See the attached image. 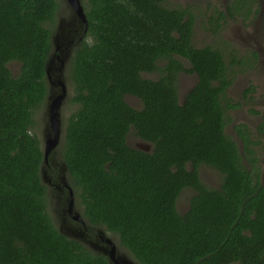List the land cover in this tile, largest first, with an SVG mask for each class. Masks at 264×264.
<instances>
[{
    "label": "trees",
    "instance_id": "trees-1",
    "mask_svg": "<svg viewBox=\"0 0 264 264\" xmlns=\"http://www.w3.org/2000/svg\"><path fill=\"white\" fill-rule=\"evenodd\" d=\"M61 1L0 0V264H111L60 230L43 166L60 185L65 175L87 233H112L136 264H264L255 150L264 111L255 110L259 138L246 123L235 126L240 140L227 133L226 107L238 106L226 98L228 64L220 49L193 44L186 9L166 0L83 1L87 32L65 69L75 110L56 148L61 158L55 150L44 165L35 115L51 95L47 62ZM183 72L197 81L181 98ZM130 135L151 148L130 145ZM203 166L220 173L218 186L202 179Z\"/></svg>",
    "mask_w": 264,
    "mask_h": 264
},
{
    "label": "rangeland",
    "instance_id": "rangeland-1",
    "mask_svg": "<svg viewBox=\"0 0 264 264\" xmlns=\"http://www.w3.org/2000/svg\"><path fill=\"white\" fill-rule=\"evenodd\" d=\"M84 0H82L83 3ZM243 0H166L165 5L171 8L186 9L192 13L194 18V33L193 44L198 47L212 46L220 49L225 56V61L228 64L229 76L231 78V84L226 90V98L231 104H238L237 107L228 108L227 102H224L226 107V131L234 139L240 140L235 126L240 123H246L252 133V138L258 137V126L262 122V115L255 112L264 111V11L260 10V2L258 8L255 9L256 3L248 0L245 6L241 7ZM62 2V1H61ZM62 2V14L61 17L67 18L68 8L66 3ZM264 6V0H262ZM238 6L234 11L233 7ZM247 6H250L248 8ZM232 8L234 16H231L229 9ZM257 10V11H255ZM221 12L225 15L221 17ZM58 19V18H57ZM57 26V25H56ZM253 30L255 32H253ZM257 53L258 55H256ZM187 67H190V63L187 59H182ZM66 63V62H65ZM164 62L162 61L161 64ZM11 69L14 73L18 74L20 64L18 62L11 63ZM54 66L60 67V60L56 59ZM62 66V63H61ZM67 63L65 64L66 69ZM58 68V67H57ZM64 70V68H63ZM56 72L60 70L56 69ZM144 76L148 78H157L158 73H145ZM64 82L67 86V97L61 107V119H62V135L63 129L66 124L67 118L72 115L75 107L70 102L72 94V88L68 83V79L64 72ZM197 81L196 74H189L186 72L180 73L178 77L177 87L180 92V97L195 84ZM251 89L249 92L248 90ZM61 92V86L55 85L52 94L56 95ZM53 95V96H54ZM49 98V97H48ZM130 101L139 106V101L136 98H130ZM48 104L49 101L44 103L43 107L37 111L35 117L37 120V132L43 141V148L45 140L48 138L50 132V126L48 122ZM130 145L139 148L150 149L151 146L139 138L130 135L128 137ZM255 146L257 156L260 158L261 167V180L264 183V137L262 143ZM59 147V146H58ZM56 157L61 158L58 149L55 151ZM202 179L214 186H218L221 182L220 173L210 168L209 166H203L201 168ZM51 178V184L55 183L53 177ZM49 187L50 213L57 221L60 216L55 213V204L58 199L64 202V197L60 194L56 187V184H52ZM186 192L181 196V200H184ZM76 208L81 211L79 205V199L76 197ZM68 204V199H67ZM63 210L64 214L68 207ZM57 206V205H56ZM63 220V218H62ZM59 225V221H58ZM100 229V228H99ZM98 230V229H97ZM96 228L92 229L90 239L95 241ZM112 237L117 245H119L118 239L107 232ZM122 254H126L123 250Z\"/></svg>",
    "mask_w": 264,
    "mask_h": 264
},
{
    "label": "water",
    "instance_id": "water-1",
    "mask_svg": "<svg viewBox=\"0 0 264 264\" xmlns=\"http://www.w3.org/2000/svg\"><path fill=\"white\" fill-rule=\"evenodd\" d=\"M65 3L67 6L66 8H68L69 10L67 15L68 17H61V10L58 16V24L52 36V54L47 62V75L51 83V95L49 97L48 104V122L50 126V132L48 134V138H46L45 140L44 145V165L48 163L49 155L56 150L62 138L61 107L63 102L65 101V98L67 97L68 92L66 83L64 82L63 78L65 72V64H68V62L70 61L74 46H77L80 43L88 28V17L82 0H65ZM76 38L78 39L77 42L74 41ZM56 59L60 60V67L54 66ZM56 69L60 70V74L56 73ZM55 85L61 86V92L56 95L52 94ZM63 167L64 169H66L65 165ZM42 179L45 183L48 184V186H52L53 183L51 184V178L48 172L45 170L44 166L42 169ZM62 181L63 185L60 186H65L69 192V212L72 215L71 217L78 221L80 225H69L68 221H66L64 212H58V216H60L58 218L60 221V230L69 237L75 238L78 241L86 242L85 239L87 238V230L85 229L86 227L83 226L86 225V222L82 217L80 211L75 208L74 189L67 181L65 175L62 177ZM57 183L58 182H55V184ZM61 203L63 202L58 199V202L57 204H55V206L57 205L56 207L58 208ZM66 204L63 203L64 207L63 209H61L62 211L66 208ZM98 239L102 241L101 243L103 245L98 244ZM98 239L95 240V243L92 242L90 247L98 252H103L105 255H107L110 259L111 264H136L134 260L120 252L114 239L110 237L105 231H99Z\"/></svg>",
    "mask_w": 264,
    "mask_h": 264
},
{
    "label": "flooded vegetation",
    "instance_id": "flooded-vegetation-1",
    "mask_svg": "<svg viewBox=\"0 0 264 264\" xmlns=\"http://www.w3.org/2000/svg\"><path fill=\"white\" fill-rule=\"evenodd\" d=\"M250 1H252V2H255L256 3V5L257 6H255V9L256 8H258V3L260 2V4H261V6H260V10H261V12L262 11H264V6H263V3H262V0H250ZM246 2H249L248 0H243L242 1V4H241V7L242 6H245L246 5ZM248 8H250V6H247ZM255 11H257V10H255ZM253 32H255L254 30H253ZM56 187H57V189H58V192H59V197H60V194L64 197V198H67L66 196H67V193H69L68 192V189L65 187V186H60V184L59 183H57L56 184ZM63 187V188H62ZM75 198H76V196H75ZM67 207H68V209H67V211L65 212V218H66V221H68V224L69 225H71V226H73V225H78L79 223H78V221H76L73 217H71L72 215H71V213L69 212V198H68V204H67ZM75 208H76V201H75ZM77 209V208H76ZM80 225V224H79ZM95 236V239L94 240H97L98 239V236H97V233L94 235ZM88 238V239H87ZM87 238L85 239L86 240V242L89 244H87L86 242H84L87 246H89L90 247V245H91V243L92 242H94L95 243V241H93L92 239H90V234L89 233H87ZM97 242H98V244L99 245H103L101 242V240L100 239H98L97 240ZM99 245H97V246H99ZM103 253V252H102Z\"/></svg>",
    "mask_w": 264,
    "mask_h": 264
},
{
    "label": "clouds",
    "instance_id": "clouds-1",
    "mask_svg": "<svg viewBox=\"0 0 264 264\" xmlns=\"http://www.w3.org/2000/svg\"><path fill=\"white\" fill-rule=\"evenodd\" d=\"M74 194H75V193H74ZM75 199H76V198H75ZM85 227H86V226H85ZM85 229H86V228H85ZM99 231H100V230H98V232H97V236H98V234H99Z\"/></svg>",
    "mask_w": 264,
    "mask_h": 264
}]
</instances>
